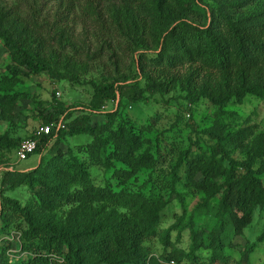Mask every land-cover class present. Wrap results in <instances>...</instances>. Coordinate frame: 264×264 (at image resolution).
Returning <instances> with one entry per match:
<instances>
[{"label":"rangeland","instance_id":"374dc122","mask_svg":"<svg viewBox=\"0 0 264 264\" xmlns=\"http://www.w3.org/2000/svg\"><path fill=\"white\" fill-rule=\"evenodd\" d=\"M15 1L0 0V136L6 137L0 139V264H27L30 252L25 246L29 239L25 214L4 205L3 200L18 202L30 216L42 210L40 189L34 190L25 182L4 187L3 171L31 170L58 152L73 153L86 163L96 185L109 186L120 194L95 204L110 222L123 220L131 210L143 219L153 204L164 206L161 227L141 241L145 264H195L185 256L191 245V229L197 231L202 244L198 264H264V208L255 210V219L244 234L226 237L224 248L218 244L223 219L219 189L228 172L222 166L220 148L238 162H254L256 177L264 185V99L248 95L241 103H214L199 96L201 87L211 85L222 92L237 89L241 81H229L224 72L200 61H179L167 90L145 92L138 102L124 100L111 125L104 113L118 109L117 102L109 101L100 113H92L96 139L88 133H60L51 143L57 141L56 150L44 159L34 153L19 161L18 147L12 142L18 144L34 134L44 125V117L59 106L58 101L73 109V118L79 116L81 107L92 106L97 84L121 78L119 74L130 76L135 70L132 57L110 33L98 35L91 28L90 21L99 16L91 3L78 5L66 19L56 0H38L36 22L17 25L4 17ZM262 4L254 2L250 9L257 10ZM105 13L110 20L119 21L120 15L126 18L123 10L111 3L105 5ZM8 42L46 63L53 74L37 73L17 63ZM148 73L156 72L150 68ZM246 77L248 82L263 80L264 73L252 69ZM126 137L134 141L130 147ZM103 144L113 163L110 167L92 162V157L102 153ZM189 170L195 173L193 177ZM240 173L244 174V169ZM201 181L204 186H200ZM4 206L9 223L5 226ZM65 213L66 208L60 205L53 218L62 221ZM167 229L171 230L170 242L163 245ZM104 232L101 236H109ZM175 243L184 250L176 251ZM164 252L168 258L162 257ZM99 257L96 251H88L83 264H110ZM118 257L125 256L121 253ZM142 258L131 256L118 264H138Z\"/></svg>","mask_w":264,"mask_h":264},{"label":"trees","instance_id":"16d2710c","mask_svg":"<svg viewBox=\"0 0 264 264\" xmlns=\"http://www.w3.org/2000/svg\"><path fill=\"white\" fill-rule=\"evenodd\" d=\"M56 1L64 8L66 19L83 2L95 6L99 16L90 21L91 28L98 35L110 33L117 45L132 57L135 72L130 76L119 74L121 78L115 77L97 84L92 106L88 109L81 107V115L74 118L73 109L67 103L58 101L59 106L44 117V125H51V131L40 137L35 151L42 159L48 152L56 150L57 141L53 145L51 143L60 133L71 136L88 133L96 139L97 127L93 125L91 115L100 113L107 102L118 103V109L104 113L111 125L124 100L138 102L145 92L154 94L167 90L172 69L179 61H200L204 66L224 72L229 81H241L237 89L222 92L215 91L211 85L201 87L199 96L208 97L214 103L222 106L232 101L241 103L248 95L264 99V79L246 81L249 70L258 69L264 73V0ZM254 2H263L258 11L250 9ZM36 3L38 0H16L4 17L17 25L24 22L32 24L39 15ZM107 3L120 7L126 18L120 15L119 21L110 20L105 13ZM24 6L28 7L27 11ZM7 44L13 48L17 63L26 64L37 73L47 71L53 74L46 63L38 61L31 53L23 48L14 49V44L10 42ZM152 45L155 46L154 50ZM150 68L156 73H148ZM143 80L146 81L145 85L142 84ZM0 139L6 140V137L0 136ZM125 140L129 147L134 144L127 137ZM12 145L18 147L19 143L12 142ZM220 153L223 168L224 165L228 168L225 182L219 189L223 219L218 244L224 248L226 237L244 234L255 219V210L264 208V185L256 177L254 162H238L226 155L224 147L220 148ZM45 162L28 171L5 169L1 180L4 187L25 182L34 190L36 187L40 189V214L32 213L30 216L26 213V207H21L18 202L10 198L3 200L4 205L25 214L28 221L26 233L29 239L25 246L30 252L27 264H83L84 254L92 250L99 254L100 260L110 264H118L131 256L142 258L141 241L155 235L161 227L163 205L150 206L147 217L143 219L131 210L123 220L110 222L101 215V209L95 204L113 200L120 194L109 186L96 185L86 163L73 153L62 155L58 152ZM92 162L108 167L113 165L105 144L102 153L92 157ZM243 169L244 174H241L240 170ZM189 174L193 177L195 173L189 170ZM200 186H204L202 181ZM60 205L66 208L62 221L53 218ZM2 212L5 214V206ZM6 215L4 226L5 223L9 224ZM103 231L110 233L109 236H101ZM170 235V229L164 231L163 245H168ZM201 247L200 236L191 229V245L185 253L186 258L198 264L196 259L200 257ZM175 250L184 249L176 244ZM121 253L125 257H118ZM161 255L168 258L165 252ZM145 263L146 257H143L138 264Z\"/></svg>","mask_w":264,"mask_h":264},{"label":"built area","instance_id":"2783aa9c","mask_svg":"<svg viewBox=\"0 0 264 264\" xmlns=\"http://www.w3.org/2000/svg\"><path fill=\"white\" fill-rule=\"evenodd\" d=\"M60 93H58L59 95ZM51 125H42L32 136L24 138L18 145L17 154L19 161L27 159L35 153L40 137L50 133Z\"/></svg>","mask_w":264,"mask_h":264}]
</instances>
